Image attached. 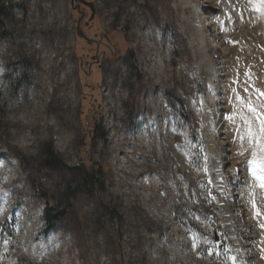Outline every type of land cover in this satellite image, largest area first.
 Listing matches in <instances>:
<instances>
[{
    "label": "rangeland",
    "instance_id": "374dc122",
    "mask_svg": "<svg viewBox=\"0 0 264 264\" xmlns=\"http://www.w3.org/2000/svg\"><path fill=\"white\" fill-rule=\"evenodd\" d=\"M85 1L0 0V264H264V0Z\"/></svg>",
    "mask_w": 264,
    "mask_h": 264
},
{
    "label": "bare ground",
    "instance_id": "6f19581e",
    "mask_svg": "<svg viewBox=\"0 0 264 264\" xmlns=\"http://www.w3.org/2000/svg\"><path fill=\"white\" fill-rule=\"evenodd\" d=\"M205 19H207L206 17H205ZM199 33V32H198ZM209 38H211V36L209 37ZM211 41V40H210ZM206 43V40L203 38V41H201V42H198L197 43V45H195L193 48H192V50L194 51V53L195 54H197V62H196V66H203V64L205 63V61H206V58H207V51L205 50V47H204V44ZM48 69V68H47ZM209 71H211L210 69H209ZM178 73V72H177ZM168 74H169V71H168ZM122 76V75H121ZM120 76V77H121ZM170 77V76H169ZM121 79V78H120ZM170 79H171V77H170ZM118 80V79H117ZM186 82V81H185ZM40 83V81L38 80V84ZM119 83V82H118ZM107 84H108V88H109V90L110 89H112V87H117L118 85H117V83H116V81L114 82V80L112 79V80H109L108 82H107ZM114 98H116L118 101H123V98H122V96H121V93L120 92H116V94H115V96H114ZM34 101H38V102H41V101H43L47 106L48 105H50L53 101H61V102H64V101H66L67 103H68V106L66 107V110H67V112H69L70 114H68V116L65 118V120H64V122H66V121H72V119H71V114H72V112H73V110H74V106H75V102H76V98L71 94V93H68V92H61V91H59V92H56V91H54L52 88H47V89H43V90H40V91H37V86H32V91H31V94H30V98H29V100H28V102H27V104L25 105V107H24V109L26 110V109H33V108H35L36 106L34 105ZM46 115H47V113L44 115V116H40L39 118H43L41 121H39V122H44L45 123V125L49 128V127H56L55 125H51V124H49V123H47L46 122ZM35 124H37V122L35 123ZM34 124V125H35ZM131 126V123H129L126 127H125V135H127V136H129L130 134L129 133H127V132H129V127ZM127 130V131H126ZM54 132L55 133H58L59 132V129H54ZM31 138V137H30ZM71 141H72V137L71 136H69V137H67L64 141H63V145H64V147H68L69 146V144L71 143ZM118 141V140H117ZM138 141L136 140V141H134V144H135V147L136 148H139L140 150H144L145 149V147L143 148V147H141V146H139L138 145V143H137ZM122 143V146H123V140L122 141H120V144ZM140 144V143H139ZM121 146V145H120ZM24 149V148H23ZM138 155H143V154H138ZM143 157H144V160L145 161H147V163H150L151 162V160H152V157L151 156H148V159H147V156H144L143 155ZM144 160L142 159V163L144 164ZM142 164V165H143ZM142 165L140 164L139 166L142 168ZM218 165H219V162L215 165V169L217 170L218 169ZM252 171V170H251ZM248 172V176L250 177V179H254V181H255V184L257 185V186H259L261 189H264V182L260 179V178H258V177H255L254 176V174L252 173V172ZM141 177V176H140ZM221 173H217L216 174V180L217 181H220V179H221ZM142 178V177H141ZM143 179V178H142ZM237 182H239V180L237 181ZM146 184V183H145ZM247 185V188L249 189V184H246ZM150 187V186H149ZM252 187V186H251ZM250 187V188H251ZM260 188H258V187H256V186H254L253 185V187H252V190H253V194L255 195V196H257L258 195V198L260 199V194H261V192H260ZM151 189V188H150ZM156 190V189H155ZM154 194H155V192H154ZM226 194V193H225ZM153 198V197H152ZM151 200V199H150ZM149 200V201H150ZM4 201H6V200H4ZM230 206H233V204H231ZM233 207H235V203H234V206ZM227 209V207H223V210H225V211H227L226 210ZM230 209H231V207H230ZM24 214V215H23ZM22 214V217H23V220H24V216L25 215H27V213L25 212V213H23ZM21 217V218H22ZM20 218V219H21ZM250 219H251V216H250ZM230 219H228L227 218V220H226V222H225V226H228V227H230ZM29 241V229H28V232L27 233H24V235H23V243L24 242H28ZM55 245H58V243H55ZM93 245H94V242H93ZM91 246H92V244H91ZM89 248V247H88ZM238 248V247H237ZM90 249H91V247H90ZM125 249V248H124ZM43 251H42V249H40L39 251H36V252H32V254L34 255V261H42V257L44 256L43 254ZM95 253H96V251H92V253L88 256L89 257V264H92L93 262H94V255H95ZM43 255V256H42ZM59 255H60V252H59V249H57V252L55 253V257H54V259H53V261H52V264H60V259H59ZM123 256H125L126 258V262L128 261V259H129V257H130V253L129 252H125V254H123ZM68 263V262H67ZM128 263V262H127Z\"/></svg>",
    "mask_w": 264,
    "mask_h": 264
},
{
    "label": "trees",
    "instance_id": "16d2710c",
    "mask_svg": "<svg viewBox=\"0 0 264 264\" xmlns=\"http://www.w3.org/2000/svg\"><path fill=\"white\" fill-rule=\"evenodd\" d=\"M53 151L51 149H49L47 151V155H49L50 157H53ZM95 175L92 176H87V175H79V182L78 183H74L73 187L71 186L70 188H68L66 191H70L73 194H77L78 191V185H81V183L83 182H87L88 184H90L91 182H95L96 180H93V177ZM43 216H44V234H48L52 231H55L57 229V226L59 225V223L61 222L63 216V212L59 211L57 208L55 207H45L44 211H43Z\"/></svg>",
    "mask_w": 264,
    "mask_h": 264
},
{
    "label": "water",
    "instance_id": "95a60500",
    "mask_svg": "<svg viewBox=\"0 0 264 264\" xmlns=\"http://www.w3.org/2000/svg\"><path fill=\"white\" fill-rule=\"evenodd\" d=\"M74 1H75V2H79V3H81V4H84L85 6H87L88 8H90L91 13H92L91 18H93V12H94V10H93V4L85 3L83 0H72V1H71L72 4H73ZM77 34H78L79 37H83L82 34H81V32H80L79 27H77Z\"/></svg>",
    "mask_w": 264,
    "mask_h": 264
}]
</instances>
